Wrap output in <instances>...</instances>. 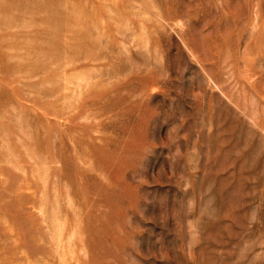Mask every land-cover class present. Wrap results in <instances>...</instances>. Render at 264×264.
I'll return each mask as SVG.
<instances>
[{
    "label": "rangeland",
    "instance_id": "obj_1",
    "mask_svg": "<svg viewBox=\"0 0 264 264\" xmlns=\"http://www.w3.org/2000/svg\"><path fill=\"white\" fill-rule=\"evenodd\" d=\"M0 264H264V0H0Z\"/></svg>",
    "mask_w": 264,
    "mask_h": 264
}]
</instances>
